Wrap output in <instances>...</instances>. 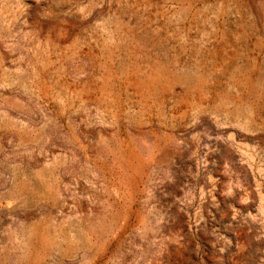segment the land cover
Here are the masks:
<instances>
[{
	"label": "rangeland",
	"instance_id": "rangeland-1",
	"mask_svg": "<svg viewBox=\"0 0 264 264\" xmlns=\"http://www.w3.org/2000/svg\"><path fill=\"white\" fill-rule=\"evenodd\" d=\"M0 264H264V0H0Z\"/></svg>",
	"mask_w": 264,
	"mask_h": 264
}]
</instances>
